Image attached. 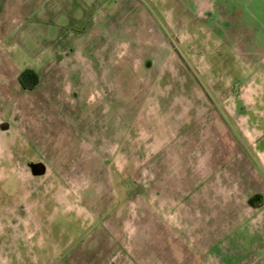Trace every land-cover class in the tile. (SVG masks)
Listing matches in <instances>:
<instances>
[{"label":"rangeland","instance_id":"1","mask_svg":"<svg viewBox=\"0 0 264 264\" xmlns=\"http://www.w3.org/2000/svg\"><path fill=\"white\" fill-rule=\"evenodd\" d=\"M0 264H264V0H0Z\"/></svg>","mask_w":264,"mask_h":264},{"label":"trees","instance_id":"2","mask_svg":"<svg viewBox=\"0 0 264 264\" xmlns=\"http://www.w3.org/2000/svg\"><path fill=\"white\" fill-rule=\"evenodd\" d=\"M18 83L23 90L33 91L38 84V77L33 71L26 69L19 76Z\"/></svg>","mask_w":264,"mask_h":264},{"label":"water","instance_id":"3","mask_svg":"<svg viewBox=\"0 0 264 264\" xmlns=\"http://www.w3.org/2000/svg\"><path fill=\"white\" fill-rule=\"evenodd\" d=\"M29 168L33 175H42L45 171V167L41 163H31L29 164Z\"/></svg>","mask_w":264,"mask_h":264},{"label":"flooded vegetation","instance_id":"4","mask_svg":"<svg viewBox=\"0 0 264 264\" xmlns=\"http://www.w3.org/2000/svg\"><path fill=\"white\" fill-rule=\"evenodd\" d=\"M19 84V83H18ZM20 86V85H19ZM21 88V87H20ZM22 89V88H21ZM254 200H253V202H255V200H257V199H259L258 197H254L253 198Z\"/></svg>","mask_w":264,"mask_h":264}]
</instances>
